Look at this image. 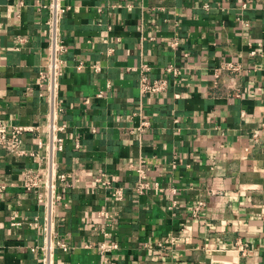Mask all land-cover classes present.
<instances>
[{
  "label": "crops",
  "instance_id": "1",
  "mask_svg": "<svg viewBox=\"0 0 264 264\" xmlns=\"http://www.w3.org/2000/svg\"><path fill=\"white\" fill-rule=\"evenodd\" d=\"M0 121V264H264V0H0Z\"/></svg>",
  "mask_w": 264,
  "mask_h": 264
},
{
  "label": "built area",
  "instance_id": "2",
  "mask_svg": "<svg viewBox=\"0 0 264 264\" xmlns=\"http://www.w3.org/2000/svg\"><path fill=\"white\" fill-rule=\"evenodd\" d=\"M47 7V5H45ZM50 10L52 9L54 13V18L57 17V12H58V5L57 2L55 4L49 5ZM60 10V9H59ZM62 11H65V8L61 9ZM246 25H249V23H246ZM58 47V46H57ZM61 49H64L63 45H60ZM56 60V58H54ZM231 68H235V65L230 66ZM56 68L57 64L56 61H52L50 64V69H52V72L56 73ZM99 67L96 66L95 70H98ZM149 67L147 65L142 66L141 70V77H140V82H139V88H140V97L141 99L145 98L146 96L150 94H157L161 92H165L168 89V79L165 78H156V79H151L149 74L147 73ZM169 72H175V68L173 66H170L167 68ZM44 76V75H43ZM98 96H103L102 93L98 94ZM136 114H139L143 116V112H136ZM151 126V121L147 118L142 120L140 130H146ZM48 131L53 134L52 138V144L49 146V154H48V163L51 165L50 166V171H49V178L44 179L42 176L36 172L33 171H28L27 174L25 175L24 179V187L27 190H33V189H38L41 187V184L44 183L47 188L50 196H53L52 194L54 193V189L56 187V180L57 182H61L63 184H69L67 174L65 172H61L58 174L56 180H53V171L54 167L57 165L56 160H55V154L57 151H62L64 149V144H63V139L61 137L55 136V132L64 130L65 125H57L54 121H50L47 125ZM34 129L28 126H24L21 124H7L4 123L3 121H0V149L6 150L10 154H15L18 156L22 155H27L29 153L28 148L25 145V135L28 134L29 132H32ZM254 136L257 138L258 133H255ZM41 144V143H40ZM140 172V178L138 180V183L135 187V191L138 194H143L145 193L150 187H151V182L147 179V176L144 172H141V169L139 170ZM51 173V174H50ZM45 181V182H44ZM103 184L106 186L110 185V182L108 181H102ZM114 195L118 199L123 198V192L120 189L115 190ZM57 198H60V195H57ZM41 199V198H40ZM206 205L205 202L201 201L199 204L195 207L193 214L194 217H198L201 209ZM22 222L17 220V217L13 218V225H20ZM189 231L188 226H184L181 229V235L185 234ZM59 245L63 247L64 249H67L68 246L63 243L59 242ZM118 247L117 244L112 245L111 247H104V251L111 250L112 248Z\"/></svg>",
  "mask_w": 264,
  "mask_h": 264
}]
</instances>
